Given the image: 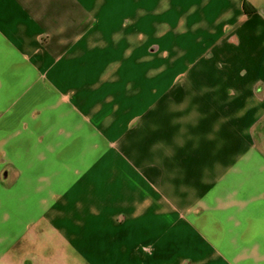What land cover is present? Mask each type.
I'll use <instances>...</instances> for the list:
<instances>
[{
	"label": "crops",
	"instance_id": "crops-1",
	"mask_svg": "<svg viewBox=\"0 0 264 264\" xmlns=\"http://www.w3.org/2000/svg\"><path fill=\"white\" fill-rule=\"evenodd\" d=\"M0 264H264V0H0Z\"/></svg>",
	"mask_w": 264,
	"mask_h": 264
},
{
	"label": "trees",
	"instance_id": "trees-1",
	"mask_svg": "<svg viewBox=\"0 0 264 264\" xmlns=\"http://www.w3.org/2000/svg\"><path fill=\"white\" fill-rule=\"evenodd\" d=\"M245 11L246 12H253L254 7L252 5H250L248 2H245Z\"/></svg>",
	"mask_w": 264,
	"mask_h": 264
}]
</instances>
